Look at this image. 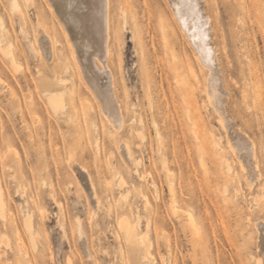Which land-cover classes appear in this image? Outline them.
I'll return each instance as SVG.
<instances>
[{
  "label": "rangeland",
  "instance_id": "374dc122",
  "mask_svg": "<svg viewBox=\"0 0 264 264\" xmlns=\"http://www.w3.org/2000/svg\"><path fill=\"white\" fill-rule=\"evenodd\" d=\"M19 3L23 19L0 0V264H257L264 0H200L229 130L208 102L209 74L175 0H112L119 35L107 63L124 113L118 129L85 84L49 1ZM38 26L54 39L53 58L41 54ZM50 93L63 99L57 112ZM236 131L255 145L261 175L252 185L228 144ZM84 168L101 200L96 208ZM121 218L133 227L132 242Z\"/></svg>",
  "mask_w": 264,
  "mask_h": 264
},
{
  "label": "bare ground",
  "instance_id": "6f19581e",
  "mask_svg": "<svg viewBox=\"0 0 264 264\" xmlns=\"http://www.w3.org/2000/svg\"><path fill=\"white\" fill-rule=\"evenodd\" d=\"M48 1L54 14L57 12L59 16L70 47L71 56L83 76L85 84L89 86L100 100L102 114L115 128L122 127L124 113L116 94L114 73L107 63V59H109L111 54L110 45L112 39L116 35H119V25L113 15L112 0ZM190 3L195 5L194 9L188 6ZM175 4L181 19L182 29L196 50L201 64L207 69V73L209 74L205 83L208 102L218 113L221 124L229 130L233 125L223 108L226 91L220 87L221 77L212 42L210 18L204 15L200 0H175ZM11 10L18 12L21 19L24 18L21 13L19 0H11ZM2 28V20L0 18V33L3 38L4 33ZM37 34L36 40L38 46L40 42L42 43L41 47H38L41 50V54L45 59L53 58L55 53L54 39L51 33L44 27L38 26ZM0 49L5 51L1 45ZM8 51L11 53L10 47H8ZM47 97L53 111L57 112L62 109L63 99L61 94L50 93ZM154 126H156L155 122ZM228 144L237 154L240 168L247 174L246 183L252 185L261 175L256 159L254 142L248 135L236 131L234 136L228 137ZM120 146L124 149L126 159L130 160L131 152L128 143L123 141ZM83 170L84 176H86L88 181L87 189L90 191L91 201L96 208L101 203L97 187L89 174L86 173L87 170L85 168ZM173 213L177 214V209H173ZM187 216L191 221V214H187ZM119 224L123 230L125 240L132 242L133 227L131 223L126 218H121ZM24 226L31 238H33V224L29 215L24 218ZM257 227L260 231L258 232V254L255 257V261L257 264H260L264 261V221L258 222ZM83 238L85 236L79 228V239ZM4 240L6 239L4 238ZM84 251L87 256L91 257L90 250L86 249ZM149 255L148 249L144 248L143 257L147 258ZM67 261H69V264L72 263L69 259Z\"/></svg>",
  "mask_w": 264,
  "mask_h": 264
},
{
  "label": "snow or ice",
  "instance_id": "6c2138e0",
  "mask_svg": "<svg viewBox=\"0 0 264 264\" xmlns=\"http://www.w3.org/2000/svg\"><path fill=\"white\" fill-rule=\"evenodd\" d=\"M188 6H189L190 8H193V9L195 8V5H193V4H191V3H190Z\"/></svg>",
  "mask_w": 264,
  "mask_h": 264
}]
</instances>
